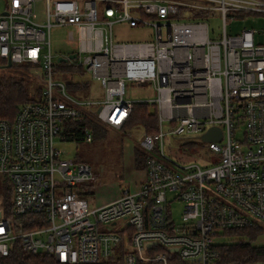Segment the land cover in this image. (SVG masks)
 <instances>
[{
	"label": "built area",
	"instance_id": "1",
	"mask_svg": "<svg viewBox=\"0 0 264 264\" xmlns=\"http://www.w3.org/2000/svg\"><path fill=\"white\" fill-rule=\"evenodd\" d=\"M216 15L218 39L209 24ZM248 15L263 17L264 0H0V62L41 77L16 118L0 119V176L12 187L10 213L0 207V256L17 246L61 264H220L222 233L264 231V45L255 29L227 33ZM124 26L150 34L120 42ZM61 27L77 30L75 59L53 54L51 34ZM56 63L90 80L56 82ZM94 82L102 101L83 97ZM128 85L152 86L154 98L136 101L157 108L159 128L141 142L146 165L136 185L91 208L83 194L93 170L67 159L57 140L86 116L121 129L136 103L125 99ZM212 127L222 139L205 143L209 166L165 152L167 137L201 139ZM83 133L93 142L90 128ZM173 193L183 204L179 224L168 210Z\"/></svg>",
	"mask_w": 264,
	"mask_h": 264
},
{
	"label": "rangeland",
	"instance_id": "2",
	"mask_svg": "<svg viewBox=\"0 0 264 264\" xmlns=\"http://www.w3.org/2000/svg\"><path fill=\"white\" fill-rule=\"evenodd\" d=\"M3 2L4 0H1V3ZM209 24L212 37L218 39L223 31L221 17L219 15L212 17ZM244 29H255L259 31L255 40L257 43L264 45V16L248 15L243 19H237L228 24L227 33L232 36L240 33ZM116 31L118 35L117 39L120 42L144 41L150 34L148 29H135L125 26L118 27ZM78 38L77 30L73 27L54 28L51 34V48L54 56H69L72 53H76L78 51ZM62 71L69 72L72 75V79L69 81L64 80V76L68 75V73H63ZM54 72L55 74L53 76L56 82L65 81L68 84H72V82L80 77V75L70 68L57 63L55 64ZM80 79L85 81L90 80V76L85 75L82 78L80 77ZM37 88L38 83L34 80L30 92L35 91ZM90 88L82 92L84 99L94 101H102L104 99V90L98 82L92 83ZM69 94L77 96V91L71 89ZM33 96L35 95L33 94ZM148 98H154L152 86L140 88L134 85H128L125 96L127 101H139ZM95 109L98 110V107L96 106ZM92 117L95 124L105 127V130L98 135L95 129L90 128L94 136L93 142L89 143L85 140L67 141L63 135L62 139L57 140V145L64 152L67 159H77L91 166L97 181L93 183V194L89 195L88 201L91 208H96L114 199V195L117 192L120 194L126 187L136 185L137 180L143 176L141 172H137L135 169L132 170L130 175L126 171V168L130 167L131 158L133 157L130 149L133 151L136 146L141 147V142L146 131L140 126L132 127L126 131H118L112 127L103 125L96 116ZM239 129L241 130L242 126ZM164 141L165 152L176 161L183 164L199 163L202 166L210 165V163L208 164V157L210 158L212 153L201 139L187 138L186 136L180 138L169 136ZM127 144H129V147H127ZM217 158L213 156V162ZM7 185H10L9 181L4 182V179L0 176V207L5 206L6 196L9 199L5 191ZM174 195L175 193L168 196V210L173 217V221L179 224L181 223L180 216L183 211V204L177 199L174 200ZM258 244L264 245V237L259 239Z\"/></svg>",
	"mask_w": 264,
	"mask_h": 264
},
{
	"label": "trees",
	"instance_id": "3",
	"mask_svg": "<svg viewBox=\"0 0 264 264\" xmlns=\"http://www.w3.org/2000/svg\"><path fill=\"white\" fill-rule=\"evenodd\" d=\"M40 75L33 70L30 65L7 67V63L0 62V119L13 121L20 107L28 102L31 85L34 80L40 85ZM157 108L151 104L137 102L133 106V111L121 127L126 131L132 127L140 126L146 134H154L158 131ZM106 126V125H105ZM108 127V126H107ZM86 128L95 129L97 135L101 134L105 127L94 123L93 117L86 116L79 121L68 123L64 132L67 141H83L84 130ZM94 137V136H93ZM135 169L142 170L146 165V154L142 147H135ZM95 175V174H94ZM96 177V176H95ZM97 181V178H96ZM93 183L85 187L84 196L92 195ZM5 197L4 214L8 215L12 206V188L7 185ZM34 227L25 226L26 230ZM216 249L220 256V264H246L248 262H260L264 264V245L258 244L264 231L261 228L250 230L225 231L222 233ZM0 264H61L55 257L49 254H31L23 252L20 247L14 248L9 256H0ZM94 264H123L122 257L110 262H98Z\"/></svg>",
	"mask_w": 264,
	"mask_h": 264
},
{
	"label": "water",
	"instance_id": "4",
	"mask_svg": "<svg viewBox=\"0 0 264 264\" xmlns=\"http://www.w3.org/2000/svg\"><path fill=\"white\" fill-rule=\"evenodd\" d=\"M69 57L71 59H75L76 58V55L75 54H72ZM67 61L68 60L66 58L65 59L63 57L58 58V62L66 63ZM12 66H13V64L9 60L8 63H7V67L10 68ZM221 139H222V131H221V129L219 127H212L206 133H204L201 136V140L204 143H207V142H216V141H220Z\"/></svg>",
	"mask_w": 264,
	"mask_h": 264
},
{
	"label": "crops",
	"instance_id": "5",
	"mask_svg": "<svg viewBox=\"0 0 264 264\" xmlns=\"http://www.w3.org/2000/svg\"><path fill=\"white\" fill-rule=\"evenodd\" d=\"M113 129H116V128H113ZM116 130H118V131H122L121 129H116ZM127 147H129V144H127ZM126 152V151H125ZM130 152H131V154H132V158H131V163H130V167H127L126 168V171H128V173L131 175V172H132V170H134L135 169V148H134V150L132 151L131 149H130ZM5 181H8V180H6L5 178H4V182ZM10 187H11V185H9ZM12 188V187H11ZM97 188V187H96ZM95 188V189H96ZM84 192L86 193V189H84ZM84 193V194H85ZM84 194H83V196H84ZM121 196V193L119 194V192H117V194H115L114 195V199H112L113 201L114 200H116V199H118L119 197ZM90 196H84V198L88 201V198H89ZM112 200L110 201V202H112ZM89 202V201H88ZM110 202H108V203H110ZM108 203H105V204H103V205H106V204H108ZM103 205H101V206H103Z\"/></svg>",
	"mask_w": 264,
	"mask_h": 264
},
{
	"label": "bare ground",
	"instance_id": "6",
	"mask_svg": "<svg viewBox=\"0 0 264 264\" xmlns=\"http://www.w3.org/2000/svg\"><path fill=\"white\" fill-rule=\"evenodd\" d=\"M35 95V94H34Z\"/></svg>",
	"mask_w": 264,
	"mask_h": 264
}]
</instances>
